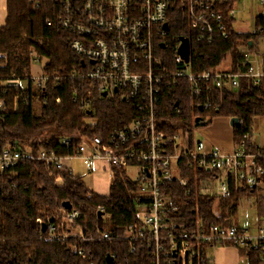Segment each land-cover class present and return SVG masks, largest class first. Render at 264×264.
<instances>
[{"label": "trees", "instance_id": "1", "mask_svg": "<svg viewBox=\"0 0 264 264\" xmlns=\"http://www.w3.org/2000/svg\"><path fill=\"white\" fill-rule=\"evenodd\" d=\"M38 3L36 7L32 0H7V17L0 27V79L16 77L30 81L27 92L19 88L7 89L5 94L0 91L10 111L8 116L0 118V150L11 147L20 152L47 150L76 155L82 143H89L97 135L107 137L114 129L129 126L137 116L136 109L115 95L99 97L91 114L81 111L74 100L89 83L70 77L72 70L84 71L81 59L71 50L75 36L59 27L58 17L62 13L59 4L51 0ZM239 3L240 0H227L220 6L224 24L232 34L229 39L217 40L211 45L195 42L179 13L171 17L167 41L173 44L181 38L190 40L194 72H211L218 68L231 73L245 70L242 64L246 53L257 49L264 34L233 31L230 13ZM48 21L51 25H47ZM256 21L257 29L264 28L263 17ZM33 51L49 60L45 73L55 78L37 91L30 80ZM157 53L166 56L165 64L171 66L170 51L158 46ZM262 97L264 87L256 89L251 80L242 79L237 91L224 90L213 95V101L220 106L218 111L201 112L203 101L195 100L188 81L180 79L176 86L165 89L159 106V126L169 136H185L206 126L205 121L210 116L237 118L241 125L234 126V141L239 146L245 134L252 135L254 119L264 117ZM176 107L180 114L175 111ZM66 140L70 141L67 148L62 145ZM180 167L182 177L189 180L188 186H182L178 180L167 184L178 209L172 216L178 227L194 231L212 224L238 226L233 220L242 201L255 198L258 188L233 192L228 198L218 197L213 194L209 172L187 160L181 162ZM55 174L63 178L62 186L56 185L46 163L29 160L0 174V264H108V256H115L113 264H151L148 249L141 248L132 254L127 242L114 240L124 236L130 225L139 224L133 199L135 184L128 170L116 172L109 197L92 193L81 177L68 171H55ZM65 202H70L73 211L79 212L74 226L82 230L84 240L77 237L64 241L52 239L62 233L59 214L65 210ZM100 205L106 209L101 218L97 214ZM51 219H54V231L50 228L43 231L38 220L48 224ZM105 232L114 239L98 240ZM210 248L205 245L201 249L204 264H214L208 257ZM80 251L88 255L87 259L80 257ZM241 252L247 256L249 264H255L253 253Z\"/></svg>", "mask_w": 264, "mask_h": 264}, {"label": "built area", "instance_id": "2", "mask_svg": "<svg viewBox=\"0 0 264 264\" xmlns=\"http://www.w3.org/2000/svg\"><path fill=\"white\" fill-rule=\"evenodd\" d=\"M38 1L32 0L36 7H39ZM51 1L61 7L58 25L75 36L71 50L84 62L83 72H70V77L89 83L74 100L81 111L91 112L97 99L104 98V94L107 98L119 95L134 105L137 116L129 126L114 129L107 137L97 135L89 143H82L76 155L47 150L20 152L11 147L0 150V174L22 161H41L49 167L56 185L62 186L63 178L56 176L55 171L65 170L75 176L69 164L80 160L90 174L98 164L105 165L104 171L109 174L112 186L116 172L133 168V199L139 224L127 227L124 236L114 239L105 232L98 240L125 241L132 254L141 248L148 249L151 264H204L201 249L205 245L253 253L255 264H264V225L257 228L256 233L249 228L218 224L184 231L172 217L178 209L167 189L171 180L188 186L189 180L182 177L180 167L185 160L210 173L212 191L218 197L228 198L233 192L264 186V150L253 145L252 135L245 134L241 145L231 153L208 149L201 140L194 148L186 149L182 148V138L189 134L169 136L160 129L158 121L165 89L176 86L180 79L188 81L192 97L203 101L204 111H218L220 106L213 101V95L224 90L237 91L242 79L251 80L256 89L264 87V60L255 51L246 53L242 64L245 70L240 72L231 73L223 68L194 72L191 45L190 61L186 62L179 53L181 41L173 44L167 41L169 21L176 13L186 21L190 35L199 44L211 45L217 40L229 39L232 33L224 24L220 9L227 0ZM255 1L264 7V0ZM235 16L236 10H233L230 18ZM262 17L264 19V15ZM47 25H51V21ZM258 34H264V28H256L251 35ZM158 46L172 53L171 66L165 64L168 62L166 56L157 53ZM31 62L32 66H41L43 71L42 75L30 78L33 85L40 89L55 79L45 73L49 60L33 51ZM21 83L16 77L0 79V91L5 94L7 89L19 88L27 92L30 81L26 79V89ZM17 109L18 100L15 102ZM175 111L181 113L177 107ZM9 114L0 96V118ZM62 145L67 148L70 141H63ZM105 211L104 206H98V216L104 217ZM79 216L73 209L62 211L59 214L62 233L52 239L64 241L77 237L84 240L82 230L74 226ZM38 224L42 228L44 223L38 220ZM47 228L54 231L50 223ZM79 255L82 259L88 257L83 251ZM112 259L115 261V256Z\"/></svg>", "mask_w": 264, "mask_h": 264}, {"label": "crops", "instance_id": "3", "mask_svg": "<svg viewBox=\"0 0 264 264\" xmlns=\"http://www.w3.org/2000/svg\"><path fill=\"white\" fill-rule=\"evenodd\" d=\"M263 15L264 13L259 17H262ZM6 17H7V0H0V27L5 24ZM259 17H257V19ZM231 20H233L235 23L236 16ZM253 51L257 52L260 58L264 60V37L259 39L257 44V49ZM235 94L237 96V93ZM230 121L231 120L226 118H219V117L216 118V122L214 123V126L210 128L211 129L210 138H209L210 144H207L208 149H221L228 153L234 151V149L236 148V144L234 141V127L231 125ZM252 142L255 147L264 150V117H257L254 119V125L252 130ZM74 162H78L81 167H84L83 163L80 160H73L72 162H70L69 166L72 169L73 174L75 176L81 177L83 183L92 193H95L102 197L110 196V189H111L110 177L109 174L104 171L106 169L105 165L98 164L96 166L95 171L92 174L88 173V171L85 169V173H83L82 175H78L75 173ZM88 180H92V182H95L96 184L97 183L102 184L105 190L100 191L92 188L90 185H88ZM259 193H260V197H262V195L264 194V186L258 187L256 197L258 196ZM237 225L238 227L247 228L239 224ZM259 227L260 226H258V228ZM226 255H228V258L227 261L226 262L224 261L223 264H241V260L244 258L247 260V264H249L247 256L243 254L240 250L235 248L211 247L208 251V257L213 261L214 264H217L218 257H222L226 259Z\"/></svg>", "mask_w": 264, "mask_h": 264}, {"label": "rangeland", "instance_id": "4", "mask_svg": "<svg viewBox=\"0 0 264 264\" xmlns=\"http://www.w3.org/2000/svg\"><path fill=\"white\" fill-rule=\"evenodd\" d=\"M236 10V20L233 26L234 31L238 34H252L256 29L257 17L261 16L264 13V7L257 3L255 0H242L237 5ZM42 74L43 71L41 66H32V76H40ZM21 85L24 89H26V87L28 86L26 80L22 81ZM33 88L35 91L39 90L38 86L33 85ZM37 110H39V104H37ZM216 118L218 117H208L205 121L206 126H202L200 129L194 130L192 135H186L185 137H183L182 148L185 147L186 149H188L190 146L194 148L198 140H201L207 147V144H210V128L214 126ZM74 166L76 174L82 175L83 173H85V168L81 167L78 162H74ZM128 175L134 181L135 169L129 168ZM88 185L100 191L105 190L102 184H96L95 182H92V180H88ZM233 223L250 228L252 232L256 233L258 226L264 224V194L262 195V197H260L259 193L256 198H253L251 200H243L239 207L238 213L233 220ZM227 258L228 255H226V259L218 257L217 264H223L224 261H227ZM244 259L241 260V264H247V260Z\"/></svg>", "mask_w": 264, "mask_h": 264}, {"label": "water", "instance_id": "5", "mask_svg": "<svg viewBox=\"0 0 264 264\" xmlns=\"http://www.w3.org/2000/svg\"><path fill=\"white\" fill-rule=\"evenodd\" d=\"M165 29L167 31L169 30L168 25L165 26ZM180 41H181L182 45H181V47L179 49V53H180L181 56H183L185 58L186 62H189L190 61V40L188 38H181ZM250 45H252V43H250ZM161 47H163V46H161ZM82 64L84 65V62H82ZM116 92H117V90H116ZM107 96H108L107 94H104V98H107ZM200 111L204 112V108L202 106H200ZM89 114H91V112H89ZM196 122H199V119H197ZM230 123H231V125L233 127L234 126H238L239 127L241 125L240 120L237 119V118L231 119ZM63 208L65 210H67V211H70V210L73 209V206H72V204L70 202H65L63 204ZM99 217L101 218L102 215L99 214ZM49 223L53 224L54 223V219H51V221ZM46 228H47V224L44 223L42 225L43 231H45ZM107 261H108V264H113V259H112L111 256L107 257Z\"/></svg>", "mask_w": 264, "mask_h": 264}]
</instances>
